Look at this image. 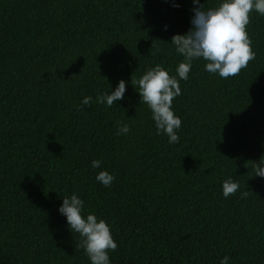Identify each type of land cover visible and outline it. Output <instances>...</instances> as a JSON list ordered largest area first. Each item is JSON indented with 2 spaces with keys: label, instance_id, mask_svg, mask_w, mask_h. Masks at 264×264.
I'll use <instances>...</instances> for the list:
<instances>
[{
  "label": "trees",
  "instance_id": "obj_1",
  "mask_svg": "<svg viewBox=\"0 0 264 264\" xmlns=\"http://www.w3.org/2000/svg\"><path fill=\"white\" fill-rule=\"evenodd\" d=\"M192 7L0 0V264H89L57 211L73 192L109 222L111 264H264V178L253 169L264 155V15L249 14L255 56L238 74L195 60L179 80L177 143L156 134L130 83L156 64L175 74L182 57L169 41L191 27ZM120 79L123 98L97 103ZM120 122L128 133L116 134ZM101 170L115 177L107 187ZM228 177L239 186L225 198Z\"/></svg>",
  "mask_w": 264,
  "mask_h": 264
},
{
  "label": "clouds",
  "instance_id": "obj_2",
  "mask_svg": "<svg viewBox=\"0 0 264 264\" xmlns=\"http://www.w3.org/2000/svg\"><path fill=\"white\" fill-rule=\"evenodd\" d=\"M191 27L185 33L173 34L170 43L175 52L182 57L175 68V74L156 64L144 71L136 80H130L136 86L140 103L147 105L151 113L157 135L163 133L168 143H177L181 119L174 113L172 103L181 94L179 80H187L190 68L195 60H203L204 70L220 78L234 76L247 66L255 53L251 39L246 31L249 14L255 11L264 15V0H218L214 7L205 9L201 0H192ZM174 6L179 7L178 4ZM165 29L167 25L164 26ZM110 93L96 96V102L111 107L121 100L126 90V81L120 79ZM91 96H83L79 106L90 104ZM129 132V124L120 122L117 135ZM91 167L96 169L101 161L93 159ZM254 175L264 178V155L253 162ZM114 175L107 170L99 171L95 180L103 186H109ZM238 182L228 177L222 182V196L228 198L238 189ZM247 195V193H243ZM57 211L65 217L67 228L79 235L89 264H111L109 251L117 247L111 226L104 218H98L94 212H85L84 200L73 192L62 196ZM228 256L219 260V264H228Z\"/></svg>",
  "mask_w": 264,
  "mask_h": 264
}]
</instances>
